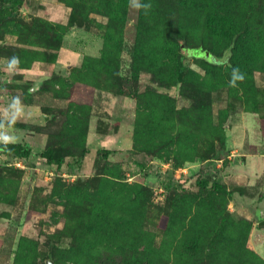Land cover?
Here are the masks:
<instances>
[{
  "label": "rangeland",
  "instance_id": "rangeland-1",
  "mask_svg": "<svg viewBox=\"0 0 264 264\" xmlns=\"http://www.w3.org/2000/svg\"><path fill=\"white\" fill-rule=\"evenodd\" d=\"M68 1L24 0L20 13L27 22L39 17L69 26L72 8ZM110 12L112 11L90 10V18L98 23V26L86 29L74 25L67 29L54 64L36 62L30 68H25L24 60L19 58L20 64L15 72L8 71L6 65L8 59L13 56V46L18 44V37L14 33L16 28L11 25L3 28L0 33L4 37L0 40V109L7 106L13 96L21 98L24 115L17 123L26 124V128L14 125L9 134L16 137V142L28 141L33 149L30 159L19 160L21 166L10 158L7 166V156L0 154V264H14L15 252L22 239L27 245L37 244L41 251L37 259H41L46 255L48 244L51 243L47 239L49 234L54 236L53 241L56 240L59 247L57 256L65 259L59 263L73 262L69 260L70 252L67 251L68 246L74 242V230L71 226L76 225L78 228L79 240L80 229L84 228V218H79V213L84 215L88 206L92 207L94 200H97V188L107 182L111 185L108 187L109 195L114 194L118 201L115 211L128 215L127 225L130 229L124 243L152 244L160 248L170 244L172 247L182 240H189L190 234L179 231L181 226L177 220V230L171 232L168 229L172 225L171 217L176 211L188 209L190 205L193 208L191 212L199 209L196 200L191 204L185 200H190L191 196L194 198L196 195L198 200L205 199L206 191L198 185V181L202 179L216 180L232 192L230 195L215 194L217 209L226 215V219L223 222L221 215L215 217L213 228L224 223L227 233L234 234L235 237L238 228L246 229L244 221H254L251 244L264 257V227L258 225L260 218L264 217V194L259 190L260 187L264 189V182L263 186L262 182L250 183L256 175L257 179L264 178V119L262 122L254 111H244L245 106L241 101L231 98L227 89L223 88L214 93L212 114L215 127L219 125V120L224 118L225 136L222 140L225 147H221L220 140L216 139V132L205 125L201 127V133L197 137L198 150L202 152L215 148L214 158L204 160L197 157L194 161L177 165L173 154H164L163 157L149 154L144 147L148 145L151 136H154L152 129L150 133L148 128L138 131L136 128L139 120L147 119L144 122L150 123L147 113L150 105L154 103L151 102L152 92L149 91L153 79L149 72H141L138 83L141 93L135 97L120 95L116 88L99 89L95 84L76 81L77 77L76 80L71 78L72 71L81 68L86 57L102 56L104 37L101 27L111 21ZM127 13L124 47L119 58V74L131 77L132 48L140 10L131 7L129 1ZM93 21L91 23H94ZM182 46L185 47V43H182ZM183 53L186 55L185 64L202 74L204 70L193 56L209 61L214 59L213 55L203 48L185 47ZM57 73L65 77V86L45 83L52 74ZM112 76L111 82L114 81ZM255 76L258 88L264 92V72L255 73ZM104 79L106 80L102 76L99 86L108 84ZM28 88L30 95L26 92ZM161 91L162 94L167 92L175 97L176 110L184 111L177 115L174 131H180L184 126L192 132L193 127L187 117L192 107L191 100L181 96L175 88H163ZM66 93L68 95L64 96ZM74 98L88 99L94 101V104L87 130L81 131L77 128V135H66L63 125L67 119L63 113L68 109L74 110L70 106ZM229 104L234 105V108L229 107ZM79 114L78 110L75 115ZM48 143L71 151V154L65 157L63 165L49 164L39 156ZM103 148L110 150L108 161L101 160L98 165L97 160L103 158ZM173 150H178L177 146ZM83 152L86 155L83 156ZM103 164L110 167L107 172L112 168L116 169L115 177L108 172L103 175L105 180L95 178L100 177L97 172ZM169 178L174 186L172 189L165 188ZM65 183L68 185L67 189L62 185ZM59 189L60 195H56ZM74 212L77 216L76 223L69 225V218ZM59 230L64 232L58 233ZM116 239H113L111 247L123 242L119 240L121 238ZM208 240V236L202 239L203 242ZM92 242L103 249L98 258L99 264H106L107 261L122 264L123 259H135L131 252L121 253L120 250L109 255L103 248L105 243L100 244L96 240ZM171 247L169 249H172ZM221 255V259H232L222 253ZM82 256L74 257L75 263L92 259L86 255ZM92 262L95 263L94 260Z\"/></svg>",
  "mask_w": 264,
  "mask_h": 264
},
{
  "label": "trees",
  "instance_id": "trees-1",
  "mask_svg": "<svg viewBox=\"0 0 264 264\" xmlns=\"http://www.w3.org/2000/svg\"><path fill=\"white\" fill-rule=\"evenodd\" d=\"M129 1L69 0L72 12L69 16V26H67L39 17L27 22L20 13L24 0H0V33L3 28L11 25L16 28L14 33L18 37V44L13 46L12 55L24 60L23 67L30 68L36 62L51 65L57 61L67 29L74 25L86 29L98 26V23L91 20L90 10L98 12L111 10L112 12L109 13L112 14L111 21L101 27L104 37L102 56L86 57L82 67L72 71L71 78L95 84L99 89L116 88V92L120 95L135 97L141 93L138 88L141 72H149L153 78L151 79L152 88H147L152 92L151 102L154 103L150 105L147 113L150 123L144 122L147 119L139 120L136 128L137 131L148 128L150 133L152 129L154 136H151L148 145L144 147L149 154L159 157H163L164 154H173V160L177 165L194 161L197 157L204 160L215 157V148L202 152L198 150L197 137L204 125L216 132V139L220 140L221 147H225L222 140L225 136L224 118L219 120L220 123L216 127L213 123L214 93L218 90L226 88L231 98L240 100L245 106L244 111H254L261 120L264 119V92L258 88L255 76V73L264 72V0H143L142 3H151L152 8L147 15L140 10L132 48V76L125 77L119 74V58L124 47ZM92 21L94 23H91ZM3 38V35H0V40ZM182 43H185V47L203 48L213 55L212 61L193 56L204 70V74L185 64L186 55L183 53L185 47ZM225 54L228 57L227 62L221 64ZM233 67H239L245 74V80L242 83L238 82L237 87L229 86ZM102 76L106 78L104 81H107L109 85L105 83L99 86ZM110 76L114 79L113 82ZM45 83L65 86L67 82L64 76L57 73L52 74ZM163 88H175L181 96L191 100L192 107L187 117L190 120V126L193 127L192 132L184 126L180 131H174L177 115L184 111L176 110L175 97L168 95L167 92L162 94ZM26 92L28 95L31 94L29 88ZM67 95V93L64 94V96ZM93 104L94 101L88 99H72L70 106L74 110L68 109L63 113L67 119L63 125L66 135H77L79 133V131L75 132L77 128L81 131L87 130ZM230 106L234 108V105L229 104ZM78 110L80 114L75 115ZM15 125L26 128V124L23 123ZM175 146L178 150H173ZM102 151L103 158L97 160L98 165L101 160L108 161L110 150L103 148ZM0 154L7 156L5 163L8 166L9 158L13 161L30 159L33 149L28 141L23 140L10 143L7 148L0 144ZM70 154L69 149L48 143L39 156L49 164L61 166L64 164L65 157ZM82 155L86 154L83 152ZM108 168L110 167L103 164L97 172V176L100 177L95 178L105 180L103 175L108 172L115 177L116 169L112 168L107 172ZM171 181L172 179L169 178L165 188H174ZM109 183L100 185L95 192L97 200H94L92 207L88 206V211L84 215L79 213L78 217L84 218V228L80 229L79 240L78 228L76 225L71 226L74 230V242L68 246L67 251L70 252L69 260L74 264H78L75 263L74 257L82 255L92 259L79 264H99L98 258L103 249L95 246L92 240L100 244L105 243L103 248L109 255L118 250L121 253L131 252L135 259H123L122 264H264V257L251 244L254 221L250 220L248 223L244 221L246 229L238 228L235 237L234 234L227 233L224 223L213 228L215 217L221 215L223 222L226 219V215L217 209L215 194H232L222 183L208 179L198 181L199 187L206 191L205 199L198 200L196 195L185 202L191 204L196 200L199 209L191 212L193 208L190 205L188 209L176 211L171 217L172 225L168 229L175 232L177 220L181 226L179 231H185L191 238L182 240L172 247L170 244L160 248L152 244L124 243V239L128 238L127 231L130 229L127 225L128 215L125 212L115 211L118 201L114 194L109 195L108 187L111 186L108 185ZM62 185L68 188L66 183ZM59 192L60 189L56 195H60ZM114 193L117 194L116 191ZM76 218L74 212V215L69 218V225L75 224ZM60 232L62 234L64 231L59 230L58 233ZM204 236H208V242L202 241ZM53 237L52 234L47 236L48 242L51 243L48 244L49 249L46 255H43L41 259H37V255L41 252L37 244L27 245L22 239L15 252L14 264H46V260L51 259L55 264H60L59 262L65 259L57 256L59 247L56 240L53 241ZM116 238H121L119 240L123 242H118L116 247H111L113 239ZM221 253L225 257H232L233 260L221 259ZM164 257L167 259H160ZM235 259L237 261H234ZM106 264L114 263L107 261Z\"/></svg>",
  "mask_w": 264,
  "mask_h": 264
},
{
  "label": "clouds",
  "instance_id": "clouds-1",
  "mask_svg": "<svg viewBox=\"0 0 264 264\" xmlns=\"http://www.w3.org/2000/svg\"><path fill=\"white\" fill-rule=\"evenodd\" d=\"M130 6L137 9L143 10L144 14L147 15L151 10V3H141V0H130ZM227 54L221 64L227 62ZM20 64L18 56L13 55L8 59L6 68L10 72H15ZM245 80V74L242 73L239 67H233L231 72V79L229 81L230 87H237L238 82L242 83ZM24 115V105L19 96H13L7 106L0 109V144L7 148L10 143L16 142V137L9 134V130L20 120Z\"/></svg>",
  "mask_w": 264,
  "mask_h": 264
},
{
  "label": "crops",
  "instance_id": "crops-1",
  "mask_svg": "<svg viewBox=\"0 0 264 264\" xmlns=\"http://www.w3.org/2000/svg\"><path fill=\"white\" fill-rule=\"evenodd\" d=\"M253 179H254L253 182L250 181L251 184H253V183H254V184H255V183L260 184V182H262V186H263V182H264V178H263V177L257 179V175H256V177L253 178ZM259 190H260V193L262 192V195H263V194H264V191H263L264 189H263V188L261 189V187H260ZM262 199H263V201H264V195L262 196ZM262 210H264V209H262ZM261 214H262V213H261ZM263 214H264V212H263ZM259 217H260V216H259ZM263 219H264V217L260 218V221H262ZM260 221H259V222H260Z\"/></svg>",
  "mask_w": 264,
  "mask_h": 264
},
{
  "label": "water",
  "instance_id": "water-1",
  "mask_svg": "<svg viewBox=\"0 0 264 264\" xmlns=\"http://www.w3.org/2000/svg\"><path fill=\"white\" fill-rule=\"evenodd\" d=\"M260 227H264V219L258 223ZM47 264H55L54 260H48Z\"/></svg>",
  "mask_w": 264,
  "mask_h": 264
},
{
  "label": "built area",
  "instance_id": "built-area-1",
  "mask_svg": "<svg viewBox=\"0 0 264 264\" xmlns=\"http://www.w3.org/2000/svg\"><path fill=\"white\" fill-rule=\"evenodd\" d=\"M14 163L17 164L18 166L22 165V163L19 160H16Z\"/></svg>",
  "mask_w": 264,
  "mask_h": 264
}]
</instances>
